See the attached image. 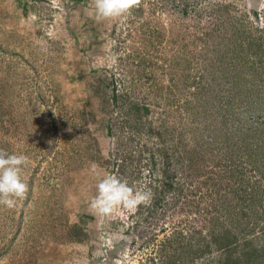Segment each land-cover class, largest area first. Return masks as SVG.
Masks as SVG:
<instances>
[{
	"label": "rangeland",
	"instance_id": "374dc122",
	"mask_svg": "<svg viewBox=\"0 0 264 264\" xmlns=\"http://www.w3.org/2000/svg\"><path fill=\"white\" fill-rule=\"evenodd\" d=\"M0 149V264H264V0H0ZM97 173L150 199L102 215Z\"/></svg>",
	"mask_w": 264,
	"mask_h": 264
},
{
	"label": "clouds",
	"instance_id": "9594fccd",
	"mask_svg": "<svg viewBox=\"0 0 264 264\" xmlns=\"http://www.w3.org/2000/svg\"><path fill=\"white\" fill-rule=\"evenodd\" d=\"M97 20L117 19L131 13L139 0H92ZM28 157L23 154L9 153L0 149V205L15 207L29 191L28 184L22 179V171L28 165ZM97 165L92 164L95 171ZM99 178V173H97ZM96 195L90 206L102 215L123 207L134 210L141 203L150 199L151 193L138 187L130 186L126 179L105 174L96 185Z\"/></svg>",
	"mask_w": 264,
	"mask_h": 264
}]
</instances>
